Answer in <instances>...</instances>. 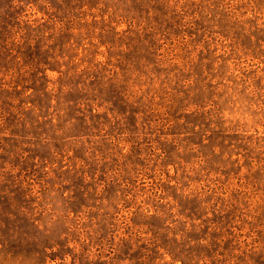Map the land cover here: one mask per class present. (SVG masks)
<instances>
[{
	"label": "rangeland",
	"instance_id": "rangeland-1",
	"mask_svg": "<svg viewBox=\"0 0 264 264\" xmlns=\"http://www.w3.org/2000/svg\"><path fill=\"white\" fill-rule=\"evenodd\" d=\"M0 264H264V0H0Z\"/></svg>",
	"mask_w": 264,
	"mask_h": 264
}]
</instances>
